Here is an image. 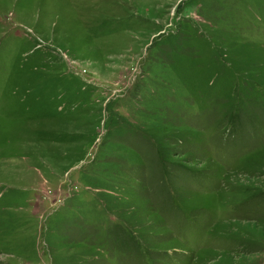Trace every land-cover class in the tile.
Listing matches in <instances>:
<instances>
[{
    "label": "rangeland",
    "instance_id": "1",
    "mask_svg": "<svg viewBox=\"0 0 264 264\" xmlns=\"http://www.w3.org/2000/svg\"><path fill=\"white\" fill-rule=\"evenodd\" d=\"M0 264H264V0H0Z\"/></svg>",
    "mask_w": 264,
    "mask_h": 264
}]
</instances>
